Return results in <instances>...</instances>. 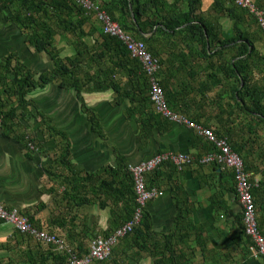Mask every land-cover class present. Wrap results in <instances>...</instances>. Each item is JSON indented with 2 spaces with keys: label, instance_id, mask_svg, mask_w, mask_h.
<instances>
[{
  "label": "crops",
  "instance_id": "0c3cea01",
  "mask_svg": "<svg viewBox=\"0 0 264 264\" xmlns=\"http://www.w3.org/2000/svg\"><path fill=\"white\" fill-rule=\"evenodd\" d=\"M201 1L202 19L213 24L215 15L208 12L213 0ZM92 2L102 6L103 0ZM21 4L22 0H0L2 43L13 44L16 35L20 36L13 18ZM233 22L224 14L218 19L216 35L221 43H211L210 35V40L208 35L200 39L180 28L162 27L158 32L145 33L144 43L162 63L159 78L167 106L212 128L217 136L227 137L231 150L248 164L252 192L255 187L256 218L264 237V124L253 112L252 102L264 101V92L245 93L240 76L231 72L230 62H241L239 55L233 58L239 50L236 45L224 41L238 35L233 32ZM93 24L85 22L83 31H90ZM237 24L243 39H250L258 55L248 68L253 80L246 85L261 89L264 35L257 29L247 33L244 22ZM99 34L93 36L98 39ZM32 64L44 72L53 68L45 54H36ZM121 78L130 88L126 76ZM55 83L29 93L28 113L21 107L24 117L19 119L28 114L31 118L30 133L24 125L20 126L21 133L18 126L15 133L8 127L0 129V200L6 208L30 218L37 230L57 235L82 257L93 239L111 235L118 228L116 218L122 214L120 201L127 195L124 187L128 184L123 171L157 155L186 154L193 159L190 166L179 170L173 163H165L146 176L147 186L157 192L146 204V216L157 241L174 253L176 264H264V258L254 256L253 242L244 232L234 173L217 164L200 162L219 154L217 147H206V141L193 130L168 121L151 107L147 111L141 106V94L132 103L126 99L117 104L112 89L83 92L81 102L75 90ZM237 89L244 93L241 97ZM91 114L95 123L88 117ZM33 115L43 116L62 136L54 135L49 127L43 130L47 126L34 122ZM22 133L36 140L35 144L28 140L34 147L20 140ZM152 238L141 258H113L94 264H158L163 247H154ZM59 255H65V260ZM0 260L5 264H68L66 252L40 244L2 222ZM171 260L167 263L172 264Z\"/></svg>",
  "mask_w": 264,
  "mask_h": 264
},
{
  "label": "trees",
  "instance_id": "16d2710c",
  "mask_svg": "<svg viewBox=\"0 0 264 264\" xmlns=\"http://www.w3.org/2000/svg\"><path fill=\"white\" fill-rule=\"evenodd\" d=\"M252 1L254 8L264 14V0ZM226 4L228 5L226 6ZM101 5V10L105 11L113 21L117 22L125 33L142 42H144L145 33L158 32V29L162 27L166 30L180 28L181 31L195 33L200 39H205L208 35L209 40V37H212L211 43H221L222 41L216 35V29L219 27L218 19L223 14L231 17L234 19L233 32H237L238 35L229 39L225 38L224 41L228 44L233 43L237 47L236 50L239 49L238 53L234 54V59L238 55L241 57V62H237V59L234 60V63L230 62L231 72L236 74V76H240L241 82L244 83L242 90L245 93L249 90H262L264 92V87L260 89L254 85L251 88L246 85L247 82L253 79V75L248 72V68H250V63L254 62L253 58L258 57V55L255 53L250 39L247 37L243 39L240 32L242 28L239 29L237 23L246 22L249 20L248 18H251L258 30L261 33L262 31L257 24L255 15L248 9L237 6L234 1L213 0L208 10V12H213L215 15L213 24L206 23L202 19L204 13L200 12L202 8L201 0H170V2L169 0H103ZM13 21L20 28V36L16 35L18 39L14 43L22 48L26 43L30 52L34 55L45 54L50 58L53 68L51 71L40 73L36 77L30 67L21 62L17 54L13 53L12 50H16L15 48L11 49V51L8 50L3 57H0V129L5 130V127H8L7 129L15 133L17 126H23L18 121L19 117H24V112L19 111V109L28 107L29 101L27 97L32 90L42 89L50 82H57L63 88L75 90L77 98L81 102L83 92L94 93L112 89L115 93L117 104H122L126 99L132 103L137 95L141 94L143 100L141 106H146L147 111L150 107L152 111H156L150 100V84L146 74L142 71L140 63L130 57L125 46L117 38L104 35L100 21L96 20L93 14L82 10L80 4L75 0H22L20 12L15 14ZM87 21H91L94 24L90 31L85 32L82 26ZM95 23H98L99 27H96ZM95 33H100L98 39L94 37ZM238 41H241V43L238 44ZM59 44L63 45L58 47ZM63 53H66V55L62 56ZM150 54L153 58L158 59L157 56ZM159 64L160 70L156 74V79L159 86L162 87L159 78L162 64L160 60ZM80 73L81 75L79 76ZM242 73L245 74L243 75ZM260 73L262 74L264 71ZM125 76L131 83L130 88L124 86L125 81L121 77L125 78ZM145 89L147 90L145 91ZM236 91L239 97L244 94L239 89ZM249 96L253 97L251 94ZM252 102L253 112L255 115L260 116V122L264 124V101L252 100ZM166 103L168 105L167 100ZM177 113L181 114V112ZM88 117L91 122L95 123L93 114L88 115ZM40 122L42 127L47 126L43 130L49 127L54 132V135L62 136V133L56 130L55 127L48 125L44 121L43 116ZM98 133L102 135L100 131ZM215 134L218 135L216 132ZM26 136H28V139H25ZM20 140L25 144H31V142L35 144L34 141H36L29 134L24 133L20 136ZM205 143L206 147H213L212 144ZM38 144L40 145L37 142L36 145ZM243 162L245 171H251L250 169L248 170L246 161L243 160ZM165 163L172 164L167 159L160 166ZM186 166L188 167L190 164H184L182 168ZM159 167L144 174L145 190H155L147 186L146 176L155 172ZM174 167L176 168V166ZM123 175L124 179L128 181V184H125L126 186L124 187L127 195L120 191L125 195V199L120 201L122 214L119 215V211L116 213L119 215L116 218L119 220L117 230L133 219L134 213L139 207L136 202L134 177L130 170L123 171ZM251 180L252 177H250V182ZM254 188L252 192L253 198ZM153 199L148 200L146 204L153 201ZM146 204L142 208V217L139 223L134 224L127 235L117 239L115 245L111 248L110 256L100 263H106L113 258L115 260H123L128 257L141 258L142 253L149 250V242L153 237V243L151 244L156 248L163 247L162 252L159 253L161 255L160 260L156 261V263L168 264L167 262L171 258L172 264H176L174 263V261L176 262L174 253L166 248L161 241L158 242L156 235L151 232L150 220L146 216ZM28 220L30 222V218ZM108 236L110 235L106 234L104 238ZM145 245H148V247L146 248ZM123 246H126V248H123ZM64 257L66 256L59 255V259L65 260ZM0 264L5 263L0 260ZM8 264H13V262L10 261Z\"/></svg>",
  "mask_w": 264,
  "mask_h": 264
},
{
  "label": "built area",
  "instance_id": "2783aa9c",
  "mask_svg": "<svg viewBox=\"0 0 264 264\" xmlns=\"http://www.w3.org/2000/svg\"><path fill=\"white\" fill-rule=\"evenodd\" d=\"M82 9L95 16L96 20L102 24V33L104 35L117 38L129 52L132 59L137 60L142 71L146 74L150 84L149 95L155 110L162 115L163 118L176 124L185 125L187 128L201 137L207 143L217 147L219 154L209 155L200 162L203 164H217L220 168L231 169L234 173L236 192L240 208L242 209L244 232L253 242V253L256 257L264 258V237L260 233L258 221L256 218V209L254 208V198L252 195V183L250 176L245 171L243 160L234 153L229 145L227 137L217 136L212 128L198 124L187 117L173 112L166 103L162 87L159 86L156 74L160 70L159 60L153 58L147 50L145 43L136 40L130 34L125 33L117 22L113 21L110 16L103 10L100 5L95 4L91 0H75ZM241 8H246L252 12L257 24L264 34V14L254 8L252 0H232ZM170 162L181 170L184 164H191L193 159L186 154H162L157 155L149 160L143 161L138 165L131 167L130 171L135 180L136 202L139 205L134 213L133 219L124 224L107 238L98 236L92 240L89 251L86 255L78 257L72 252L68 245L57 235L45 231L37 230L29 222L28 218L21 215L16 209H7L0 200V222L16 229L19 233L31 236L38 243L51 246L58 252H66L68 256V264H94L106 260L111 253V248L115 245L118 238L127 235L134 224L139 223L142 217V208L148 200L153 199L157 192L155 190H145L144 174L159 167L165 160Z\"/></svg>",
  "mask_w": 264,
  "mask_h": 264
},
{
  "label": "rangeland",
  "instance_id": "374dc122",
  "mask_svg": "<svg viewBox=\"0 0 264 264\" xmlns=\"http://www.w3.org/2000/svg\"><path fill=\"white\" fill-rule=\"evenodd\" d=\"M248 19L249 20H247L246 22H244V26H245L244 29H245V31L247 33H251L254 29H257L258 30V28H257L256 24L254 23L253 19H251V18H248ZM95 26L96 27H99L98 23H96ZM17 36H19V34ZM15 45H16V43H13L12 44V41H8L7 43H5V42L2 43L0 41V57H3L7 53L8 50L15 48L16 51H17V57L20 59L21 62H23L28 67H30L31 71H33L36 74V77H38L40 73H43L44 72V70L41 69V68H39L38 69L39 71H38L37 69H35L33 67L32 60H34V57L33 56H35V55L30 52V49H28V46H27L26 43H25V46L23 48L22 47H18V45H16V46ZM62 45L63 44H59L58 47L59 46H62ZM65 55H66V53H63L62 54V56H65ZM80 75H81V73L79 74V76ZM55 84H58V83H55ZM18 108H19V106H18ZM24 109H25L26 113L29 112V107H24ZM19 111H21V108L19 109ZM31 111H33V110L30 108V112ZM34 113L36 114V111L35 110H34ZM33 116L35 117L34 122H36L37 124L40 125L41 124L40 118L37 117L36 115H33ZM18 122L19 123H22L24 125V127H26L27 132L30 133V130H29L28 127H29V125L32 122H31V118L29 117V114L27 115L26 118H20ZM41 126H42V124H41ZM18 132L21 133L22 132V128L19 127Z\"/></svg>",
  "mask_w": 264,
  "mask_h": 264
},
{
  "label": "clouds",
  "instance_id": "9594fccd",
  "mask_svg": "<svg viewBox=\"0 0 264 264\" xmlns=\"http://www.w3.org/2000/svg\"><path fill=\"white\" fill-rule=\"evenodd\" d=\"M92 1V0H91ZM82 8V7H81ZM82 10H84V9H82ZM84 11H86V10H84ZM88 13V12H87ZM76 17V16H75ZM26 139H28V137H26ZM28 144V143H27ZM28 147H34V145L33 144H28ZM244 164V163H243ZM245 167V166H244ZM5 206V205H4Z\"/></svg>",
  "mask_w": 264,
  "mask_h": 264
}]
</instances>
